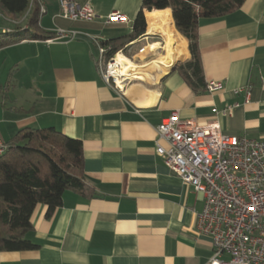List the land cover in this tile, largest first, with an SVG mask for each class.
I'll use <instances>...</instances> for the list:
<instances>
[{
  "label": "crops",
  "instance_id": "crops-1",
  "mask_svg": "<svg viewBox=\"0 0 264 264\" xmlns=\"http://www.w3.org/2000/svg\"><path fill=\"white\" fill-rule=\"evenodd\" d=\"M36 1L44 10L41 31L77 35L0 49V140L52 128L80 141L92 194L66 191L48 216L38 205L27 235L37 248L0 253V264H208L211 240L195 231L202 198L156 154V128L177 112L180 122L214 123L222 135L264 141V0H244L221 18L199 19L203 91L189 87L177 70L190 55L170 9L142 8V0H73L90 6L95 17L71 21L61 16L58 0ZM113 12L126 21L106 24ZM139 13L145 33L115 55L141 66L165 53L161 31H168L173 62L148 77L125 76L123 86L106 84L108 59L99 49L128 36ZM17 24L0 15V33ZM19 24L27 28V20ZM208 82L222 90L209 93ZM227 108L230 116L222 113Z\"/></svg>",
  "mask_w": 264,
  "mask_h": 264
},
{
  "label": "built area",
  "instance_id": "built-area-1",
  "mask_svg": "<svg viewBox=\"0 0 264 264\" xmlns=\"http://www.w3.org/2000/svg\"><path fill=\"white\" fill-rule=\"evenodd\" d=\"M58 5L67 20L95 17L90 6H80L73 0H58ZM125 21L124 16L113 12L106 24ZM76 35L61 29L54 39L71 41ZM99 52L104 56L107 48L102 46ZM115 58L113 55L106 62L103 80L118 87L117 79L122 86L127 79L116 72ZM206 90L214 93L222 86L208 82ZM222 113L230 116L232 109ZM156 135L155 152L164 165L202 198L195 231L211 240L213 254L208 264H264V141L222 135L214 123L198 126L180 122L177 112L162 120ZM7 149L0 140V157Z\"/></svg>",
  "mask_w": 264,
  "mask_h": 264
},
{
  "label": "trees",
  "instance_id": "trees-1",
  "mask_svg": "<svg viewBox=\"0 0 264 264\" xmlns=\"http://www.w3.org/2000/svg\"><path fill=\"white\" fill-rule=\"evenodd\" d=\"M244 0H142V8L170 9L177 32L186 40L190 58L177 70L194 91L205 90L197 25L199 19H217L239 9ZM0 15L18 22L14 31L0 33V49L26 39L53 40L54 33L39 29V5L36 0H0ZM27 20V28L19 23ZM153 27V26H151ZM145 33V20L136 17L128 36L103 43L106 59L125 53L129 43ZM105 59V60H106ZM0 157V253L32 251L37 247L28 239L31 216L38 205L45 206L47 216L62 205L66 191L83 197L92 190L82 172L81 142L49 128L23 129L9 143Z\"/></svg>",
  "mask_w": 264,
  "mask_h": 264
},
{
  "label": "bare ground",
  "instance_id": "bare-ground-1",
  "mask_svg": "<svg viewBox=\"0 0 264 264\" xmlns=\"http://www.w3.org/2000/svg\"><path fill=\"white\" fill-rule=\"evenodd\" d=\"M157 29L154 28L153 30H157ZM161 32L164 34L167 40V44L165 47V53L163 55L157 56L156 58H153L152 60H150L147 63H144L141 66H137L136 64L132 63L131 61H129L127 58H125L121 54H118L115 58L114 64L116 67L115 70L119 74V76L125 77V76L132 75V76L148 77L151 71L160 70V66L167 67L173 62V59H172L173 41L172 40L174 39L172 38L170 32L168 31H161ZM118 81L119 80L117 79V84L120 86V82Z\"/></svg>",
  "mask_w": 264,
  "mask_h": 264
}]
</instances>
